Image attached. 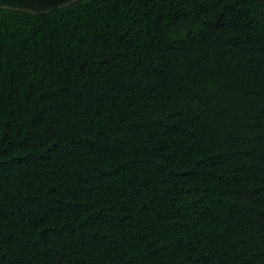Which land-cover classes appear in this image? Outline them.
Instances as JSON below:
<instances>
[{
  "label": "trees",
  "instance_id": "16d2710c",
  "mask_svg": "<svg viewBox=\"0 0 264 264\" xmlns=\"http://www.w3.org/2000/svg\"><path fill=\"white\" fill-rule=\"evenodd\" d=\"M0 264H264V0H0Z\"/></svg>",
  "mask_w": 264,
  "mask_h": 264
}]
</instances>
